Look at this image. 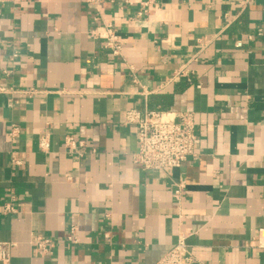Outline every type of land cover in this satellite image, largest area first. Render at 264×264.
<instances>
[{
    "label": "crops",
    "instance_id": "obj_1",
    "mask_svg": "<svg viewBox=\"0 0 264 264\" xmlns=\"http://www.w3.org/2000/svg\"><path fill=\"white\" fill-rule=\"evenodd\" d=\"M104 23L120 56L95 36ZM145 106L193 113L181 168L132 162L125 114ZM66 135L85 145L68 152ZM182 235L195 264H264V0H0L8 264H155Z\"/></svg>",
    "mask_w": 264,
    "mask_h": 264
},
{
    "label": "built area",
    "instance_id": "obj_2",
    "mask_svg": "<svg viewBox=\"0 0 264 264\" xmlns=\"http://www.w3.org/2000/svg\"><path fill=\"white\" fill-rule=\"evenodd\" d=\"M246 1V0H245ZM142 10L148 6V1L142 2ZM146 11V9H144ZM140 15V12L138 13ZM97 18H95L96 20ZM103 30L95 33V36L102 38L104 49L112 56H120L122 41L111 23H104ZM241 40L235 42V47L242 48ZM129 68L132 69L131 66ZM187 72L180 70L175 72L173 78L184 75ZM187 80L190 81L188 73ZM194 116L192 112H172L161 109L132 108L125 114L124 123L134 126L136 129V149L131 153V160L144 171L165 172L170 169H178L184 164L188 157L195 153ZM17 130L13 126L12 133ZM41 152L49 151V139L46 135L40 136L37 140ZM64 145L68 152L74 153L79 147L85 144L75 139L72 135H66ZM12 164L18 166L20 160L12 157ZM183 185L176 183L175 194L180 198ZM13 199V198H12ZM16 208L12 202H6L3 206L5 213H13ZM67 240L77 243L75 227L69 229ZM36 247L43 253L51 250L53 243L49 238L37 236L34 240ZM11 242H0V262L8 264L11 258ZM155 264H195V257L190 246L186 243L184 236L178 237L177 242L167 250Z\"/></svg>",
    "mask_w": 264,
    "mask_h": 264
}]
</instances>
